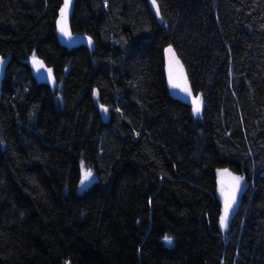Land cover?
Wrapping results in <instances>:
<instances>
[{
	"label": "trees",
	"instance_id": "1",
	"mask_svg": "<svg viewBox=\"0 0 264 264\" xmlns=\"http://www.w3.org/2000/svg\"><path fill=\"white\" fill-rule=\"evenodd\" d=\"M62 2L0 0V264H264V0H155L160 21L74 0L92 47L59 43ZM167 45L198 114L167 89ZM221 169L244 183L224 235Z\"/></svg>",
	"mask_w": 264,
	"mask_h": 264
},
{
	"label": "water",
	"instance_id": "2",
	"mask_svg": "<svg viewBox=\"0 0 264 264\" xmlns=\"http://www.w3.org/2000/svg\"><path fill=\"white\" fill-rule=\"evenodd\" d=\"M147 2H148L149 8L151 9L153 15L156 17V19L158 21H160L161 20L160 13H159V15H157V10H159L157 3L155 2L156 6L154 7L153 6V0H147ZM64 3H65V0H63L62 5H61V7L59 9L57 21L60 19V12H61V9L64 7ZM73 4H74V0H69V7H68V13H67V26H68V30H69V32L71 34V38H66L65 36H63L60 33V31L58 30L57 21H56V35H57V39H58V41H59V43L61 45H64V46H67V47H76V46H81V45H85L87 47H92V41L87 35L81 34V33H72L71 30H70L69 18H70L71 12H72ZM89 41H91V43H89ZM169 47H171L172 50L174 51V53L176 54L174 48L171 45H167L164 48V50H163V74H164V78H165V81H166L167 89H168L169 93L174 98L189 104L192 107V110H193L192 100L196 96H194L193 93H192V96H188L184 92H182L179 88H173V87H171L169 85L168 56H167L166 51H165ZM176 58L180 61V64L183 66V74L187 78V74H186V70L184 68V65H183L182 61L180 60V58L177 56V54H176ZM32 59L28 63L31 74L39 82H41L43 84H46L49 87H54L55 83H56V79H55V75H54L53 69L49 68L43 62V60L41 58L36 57V59L41 61L42 64H43V68H40V70L37 71V69L34 68V66H33ZM9 61H10L9 57H1L0 56V62H2V63H0V86H1V82H2V80L4 78L5 70L7 68V65H8ZM46 69H51V77H49V73H48V71H46ZM187 83H188V86L190 87L188 78H187ZM190 89H191V87H190ZM197 96H199V98H200V95H197ZM200 104H201V98H200ZM99 108L101 110L103 119L106 120L108 118V110L104 111L103 109H107V108L104 107V106H100ZM200 111H201V108H200ZM223 170H226V169H221L218 172L223 171ZM218 172L216 174V181H217V185L220 187L219 181H220L221 177L218 175ZM227 172L231 173L232 176H235L229 170H227ZM227 179L228 178L225 177L226 181H227ZM243 191H244V183H243V181H241L240 190L236 194V202L232 206V209L229 212L228 219H227V222H226V227H224L223 229L220 226V217L223 214V210H224V200H223V197L220 194V198H221V214H220V217H219V227H220L221 232H222L223 235L225 234L227 226L231 223V221L233 220V218H234V216H235V214H236V212H237V210L239 208V202L238 201H239V197L241 196Z\"/></svg>",
	"mask_w": 264,
	"mask_h": 264
},
{
	"label": "snow or ice",
	"instance_id": "3",
	"mask_svg": "<svg viewBox=\"0 0 264 264\" xmlns=\"http://www.w3.org/2000/svg\"><path fill=\"white\" fill-rule=\"evenodd\" d=\"M153 6L154 7L156 6L155 0H153ZM68 7H69V0H65L64 7L61 9L60 12V19L57 21V26H58V30L63 36H65L66 38H71V34L67 26ZM157 15H159V10H157ZM89 43H91V41H89ZM165 51L168 56L169 85L173 88H179L182 92H184L188 96H192V91L188 86L187 78L183 74V66L180 64V61L176 58V54L174 53L171 47L167 48ZM32 63L34 68L37 69V71H39L40 68H43L42 62L36 59L35 56H33ZM46 71H48L49 77H51V69H46ZM192 104H193V112L195 114H198L201 108L199 96L193 98ZM103 110L107 111V109H103ZM91 175H92L91 171L84 172L83 179L81 180V184L83 185L85 181H87L91 177ZM218 175L221 177L219 181L220 194L224 200V210H223V214L220 217V226L223 229L224 227H226V222L228 219L229 212L232 209V206L236 202V194L240 190L241 181L243 178L239 176H232V174L227 172V170L218 172ZM225 177L228 178L227 181L225 180ZM164 239L166 242L171 243L169 237L165 236Z\"/></svg>",
	"mask_w": 264,
	"mask_h": 264
},
{
	"label": "rangeland",
	"instance_id": "4",
	"mask_svg": "<svg viewBox=\"0 0 264 264\" xmlns=\"http://www.w3.org/2000/svg\"><path fill=\"white\" fill-rule=\"evenodd\" d=\"M86 171H88V170H84V172H86ZM92 180H93V175H91V177L87 181H85V183L83 185L80 182L78 185V190L85 189Z\"/></svg>",
	"mask_w": 264,
	"mask_h": 264
},
{
	"label": "bare ground",
	"instance_id": "5",
	"mask_svg": "<svg viewBox=\"0 0 264 264\" xmlns=\"http://www.w3.org/2000/svg\"><path fill=\"white\" fill-rule=\"evenodd\" d=\"M31 60V59H30Z\"/></svg>",
	"mask_w": 264,
	"mask_h": 264
}]
</instances>
